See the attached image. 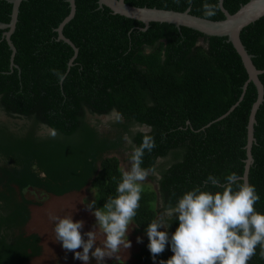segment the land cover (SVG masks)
<instances>
[{
  "label": "trees",
  "instance_id": "1",
  "mask_svg": "<svg viewBox=\"0 0 264 264\" xmlns=\"http://www.w3.org/2000/svg\"><path fill=\"white\" fill-rule=\"evenodd\" d=\"M125 1L140 7L191 8L205 17V0ZM248 1L224 0V6L234 13ZM207 2L218 5L216 15L207 18H225L219 0ZM76 6L63 31L77 53L56 31L70 13L68 0L21 2L11 37L14 65L4 36L7 29L0 28V106L7 115L0 119V264H28L42 253L40 234L24 230L29 206L35 203L24 195L27 186L61 196L92 185L101 207L115 196L112 177L120 178L121 161L107 152L119 142L87 122L86 104L97 114L116 108L126 120L118 122L122 135L134 123L151 125L150 131H128L135 145L145 132L155 139L142 167L155 171L159 157L172 158L158 166V193L145 188L141 194L134 218L137 233L193 187L215 191L206 184L209 174L223 182L234 171L244 181L248 122L258 91L251 81L243 100L224 116L249 77L228 37L169 22L152 21L144 29V22L114 13L98 0H76ZM12 8L9 0H0V22H10ZM241 38L255 65L264 69V16L247 25ZM52 69L64 73L65 79L58 81ZM260 78L264 83V73ZM256 118L249 183L260 196L254 207L264 213V102ZM13 124L26 134L13 131ZM49 127L56 129L55 138L48 135ZM177 227L178 220H173L168 231ZM172 255L168 246L155 260L149 249L137 257L145 264H160ZM248 264H264L259 248Z\"/></svg>",
  "mask_w": 264,
  "mask_h": 264
},
{
  "label": "clouds",
  "instance_id": "2",
  "mask_svg": "<svg viewBox=\"0 0 264 264\" xmlns=\"http://www.w3.org/2000/svg\"><path fill=\"white\" fill-rule=\"evenodd\" d=\"M217 11V4L207 0L202 4L205 17H212ZM52 74L58 81L65 79V74L58 69H52ZM121 120L117 113L116 122ZM57 134L55 128H48L50 137L55 138ZM122 140L131 146L130 166L119 168V179L112 177L116 183L115 196H109L101 208L94 207L95 199L86 205L96 218V227L82 235L84 221H74L72 214L50 217L55 225L56 241L66 252L72 251L74 258L83 264H90V258H95L96 264H105L106 257L118 259L121 248L131 247L127 238L129 225L140 207L144 182L153 173V169L142 165L145 152L151 153L155 148V139L145 132L138 145L133 146V139L127 133L122 135ZM206 184L216 190L193 187L175 203L169 202L147 223V247L152 258L155 260L166 245H170L173 255L166 261L161 260L160 264H248L257 254V248L260 258L264 259V213L254 207L260 200L255 186L241 180L234 171L228 172L223 182L209 174ZM173 220H178V227L169 236L166 229ZM97 228L104 236L100 244L97 243ZM84 236H87L86 240ZM137 239L140 242V238ZM80 248L83 250L77 251Z\"/></svg>",
  "mask_w": 264,
  "mask_h": 264
},
{
  "label": "water",
  "instance_id": "3",
  "mask_svg": "<svg viewBox=\"0 0 264 264\" xmlns=\"http://www.w3.org/2000/svg\"><path fill=\"white\" fill-rule=\"evenodd\" d=\"M13 4L11 20L10 22H0V28L7 29L4 32L10 48L12 49V65L14 62V55L16 53V46L12 41V34L16 30L18 16L20 11V5L23 0H9ZM70 3V13L62 20L60 25L56 28L58 32V39H63L68 42L75 50L78 52L77 46L64 34L65 25L74 18L76 14V0H68ZM101 6L105 5L112 9L114 13H118L133 19L140 20L144 22V29L150 26L152 21L157 22H169L174 23L178 27L187 26L203 32L211 36H226L228 40L231 41L242 58V61L249 74L248 79L243 85V93L241 94L239 100L231 106V108L224 114L227 115L233 111L236 106L243 100L245 92L249 83L252 81L257 87L258 95L254 102L248 122V140H247V158L245 159V171L242 176L244 182L249 183V173L250 167L254 162V156L252 153V148L255 137V123L257 121L256 114L261 104L264 102V83L260 78V74L264 73V69L258 68L253 60L254 55L248 51L245 44L241 38L242 30L252 22L260 19L264 16V0H249L234 13L229 12V10L224 6V0H219L220 7L225 13L224 19H210L200 15L193 14L191 8H187L184 11L174 10V9H164L158 7H147V6H135L127 3L125 0H98ZM75 57L71 58L70 64H72ZM25 190L36 194L38 197L47 196L48 192H43L41 189L29 185Z\"/></svg>",
  "mask_w": 264,
  "mask_h": 264
},
{
  "label": "rangeland",
  "instance_id": "4",
  "mask_svg": "<svg viewBox=\"0 0 264 264\" xmlns=\"http://www.w3.org/2000/svg\"><path fill=\"white\" fill-rule=\"evenodd\" d=\"M6 118L7 115L0 106V119L6 120ZM92 119L93 117L89 116V120L91 121ZM25 122L26 121L24 119L20 120V123L22 124ZM99 129L100 133L106 136L110 141L119 142L117 145H115V148L109 149L107 153L118 156L121 161V167H129L130 165L128 156L131 152V149H129L128 145H126L122 140V127L116 125L112 126V124H109V120H104ZM12 130L22 135L26 134L27 132L26 129H21L15 124L12 125ZM143 130L145 129L143 128ZM42 131H39V133L42 134ZM122 142L124 145H122ZM171 159V156H167L162 159V162L169 163ZM152 175H156V172L152 173L147 178V180L144 182L143 188L155 190L158 193L159 184L157 179L159 177L157 175V178H152ZM42 191L46 192L44 190ZM23 192L24 195L26 194L27 199L35 202L29 206L31 211L30 220L26 224L24 230L27 234L33 232L39 233L43 244L42 253L39 256L32 258L28 264H83V261L74 258V253L72 251L66 252L63 249L61 243L56 241L54 233L55 225L50 217L53 215L66 216L72 214L74 221H84V226L81 229L82 235L83 233L93 230L94 227H96V218L89 212L86 205L95 199L96 204L94 207L101 208V205H98L97 203V189L92 185H88L80 191H71L61 196L48 193L47 196L42 195V197H38L36 194L31 193L28 190H23ZM155 207L157 210H159V200L158 202L157 200L155 201ZM160 212L162 211H159L158 213ZM136 227V222L133 219L132 223L129 225V232L127 234V238L131 242V247L129 249L121 248L120 252L117 254L118 259L115 257H106L105 264H145L139 260L137 254L141 253L143 249H148L147 245L149 243V239L145 231L137 233L135 231ZM166 231H168V229H166ZM168 233L169 236L172 234L170 231H168ZM96 236L97 243L100 244V242L103 241L104 236L98 228L96 229ZM138 237L140 238V242H138ZM83 238L86 240L87 236H84ZM168 246L170 245H166V247ZM82 250V248L77 249V251ZM90 264H96L95 258H90Z\"/></svg>",
  "mask_w": 264,
  "mask_h": 264
},
{
  "label": "flooded vegetation",
  "instance_id": "5",
  "mask_svg": "<svg viewBox=\"0 0 264 264\" xmlns=\"http://www.w3.org/2000/svg\"><path fill=\"white\" fill-rule=\"evenodd\" d=\"M201 43L203 42V40L200 41ZM85 107L87 108L85 111V117L87 118V122L90 123L91 125H95V126H98L100 127V125L104 122V120H109V124H112L113 125H116V126H119L118 125V122H116V114L119 113L122 117V120L121 122H125V118L122 116V114L116 109L114 108L111 112L109 113H106V114H97L95 111H92L90 110V108H88L89 106L86 104ZM116 110V111H115ZM115 111V112H114ZM113 115V117H112ZM115 115V116H114ZM89 116L90 117H93V119L90 121L89 120ZM115 117V118H114ZM119 127H122V126H119ZM145 130H143V128ZM128 131H132V132H137V131H150L151 130V125H147V124H139V123H134L133 125H131L130 127H128ZM142 128V129H141ZM127 131V130H126ZM127 131V134L130 136V133ZM106 137V136H105ZM133 143V142H132ZM133 145L135 146V144L133 143ZM130 149V148H129ZM165 157H159L157 159V167L155 169V171H153V173L156 172V176L158 175V177L160 178V175H159V171H158V166L161 165L162 163H165V162H162V159H164ZM157 178V177H156ZM158 178V179H159ZM88 186V185H87ZM85 186V187H87ZM84 187V188H85ZM80 191V190H79Z\"/></svg>",
  "mask_w": 264,
  "mask_h": 264
}]
</instances>
